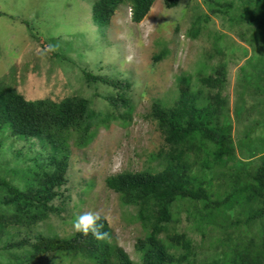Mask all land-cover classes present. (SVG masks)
I'll use <instances>...</instances> for the list:
<instances>
[{
  "label": "trees",
  "instance_id": "1",
  "mask_svg": "<svg viewBox=\"0 0 264 264\" xmlns=\"http://www.w3.org/2000/svg\"><path fill=\"white\" fill-rule=\"evenodd\" d=\"M156 1L97 0L92 18L105 28L127 3L132 21L138 24ZM204 2L212 15L223 20L234 12L227 19L230 29L240 30V39L259 54L248 65L264 80V0ZM164 4L173 9L179 0H164ZM209 20L205 16V21ZM190 32L198 37L195 22ZM166 52L162 50L155 62ZM200 75L195 88L190 78H177L179 96L172 106L156 101L151 107L149 118L156 122L167 145V152L159 154L164 168L159 172H124L105 180L107 189L120 197L123 206L136 208V221L146 232L135 245L139 263L118 245L103 218L99 221L103 224L102 239L80 231L68 238L33 232L53 216L67 212L68 138L75 134L76 144L83 146L93 136L91 129L100 124L101 116L91 108L90 100L80 96L61 102L26 100L7 85L10 80L0 79V151L12 139L23 145L17 156L25 155L23 150L31 154H27L20 173H9L21 185L0 175V264H65L67 259L71 264H193V241L184 233H169L172 224L180 223L182 213L190 229L207 242V249L218 252L215 264H264V148L254 169L242 163L227 168L228 161L236 158V145L228 100L222 93L226 68L219 65L211 74ZM81 80L90 88L114 89L115 95L104 100L115 111L128 109V114L131 84L127 81L92 72L81 75ZM215 181L219 182L217 192ZM228 208L246 215L231 219ZM69 216L76 221L73 211ZM170 248L183 253L176 255Z\"/></svg>",
  "mask_w": 264,
  "mask_h": 264
},
{
  "label": "rangeland",
  "instance_id": "2",
  "mask_svg": "<svg viewBox=\"0 0 264 264\" xmlns=\"http://www.w3.org/2000/svg\"><path fill=\"white\" fill-rule=\"evenodd\" d=\"M96 1L0 0V79L10 80L7 85L26 100L61 102L80 96L90 100L91 108L101 116L100 124L91 129L93 136L83 146L76 144L75 134L68 138L67 212L53 216L33 232L68 238L78 232L69 211L77 217L93 212L105 219L118 245L139 263L135 245L146 232L136 221V208L123 206L120 197L107 189L105 180L124 172H159L164 168L159 154L167 152V145L156 122L149 118L152 105L160 101L163 106H172L179 96L178 77L190 78L195 88L200 74H211L213 68L224 65L227 81L222 93L228 100L236 145V158L228 161L227 168L242 163L254 169L264 148V80L248 65L259 54L240 39V30L230 29L227 19L234 12L224 16V21L211 14L204 0H179L173 9L166 8L164 0H157L137 24L125 3L102 28L92 18ZM205 16L210 20L206 22ZM194 22L199 30L196 38L190 32ZM162 50L167 51L166 56L155 62ZM91 72L131 84L128 114V109L115 111L104 100L115 95L114 89L90 88L82 82L81 75ZM103 117L106 121L101 122ZM8 140L12 143L0 151V175L21 185L9 173H20L27 154H31L23 150L26 154L17 156L23 145ZM252 156L255 158L245 161ZM218 183L214 182L215 192ZM227 210L231 219L246 215ZM185 217L180 214V223L172 224L169 233H184L193 241V264L217 263L216 249H207V242L190 229ZM170 252L183 253L179 248H170ZM67 260L64 263L71 264Z\"/></svg>",
  "mask_w": 264,
  "mask_h": 264
},
{
  "label": "clouds",
  "instance_id": "3",
  "mask_svg": "<svg viewBox=\"0 0 264 264\" xmlns=\"http://www.w3.org/2000/svg\"><path fill=\"white\" fill-rule=\"evenodd\" d=\"M100 217L93 212H87L77 217L74 222V228L83 232L85 235L91 233L97 239H102L104 233L100 231L103 224L99 223Z\"/></svg>",
  "mask_w": 264,
  "mask_h": 264
}]
</instances>
